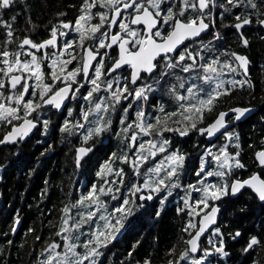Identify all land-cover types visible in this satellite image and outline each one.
<instances>
[{
	"label": "snow or ice",
	"instance_id": "obj_1",
	"mask_svg": "<svg viewBox=\"0 0 264 264\" xmlns=\"http://www.w3.org/2000/svg\"><path fill=\"white\" fill-rule=\"evenodd\" d=\"M256 43L264 0H0V183L35 172L33 141L67 144L77 177L26 228L31 264H264V115L242 131ZM169 218L161 255L143 232Z\"/></svg>",
	"mask_w": 264,
	"mask_h": 264
},
{
	"label": "trees",
	"instance_id": "obj_2",
	"mask_svg": "<svg viewBox=\"0 0 264 264\" xmlns=\"http://www.w3.org/2000/svg\"><path fill=\"white\" fill-rule=\"evenodd\" d=\"M67 1L69 0H50V4L60 6L67 3ZM53 18L54 10L47 17V20ZM40 19H44V17ZM262 51H264V48L259 43H256L250 52L253 59V64L250 66V75L256 84L255 91L257 97L253 103L257 112L243 126L242 131L245 133L248 132V129L253 124H256L258 128L259 125L257 122L259 117L264 115V100L261 99L264 96V91H262L264 89V69L261 68V65H264V59L260 58ZM239 99L246 103L248 97L242 95ZM38 148H42V146H38L33 141L25 149L28 157L39 158L35 172L30 177L23 175L19 170H13L5 175V182L0 183V230H6V222H10L9 217L13 214L14 210H18L22 218V224L18 234L12 237L15 248L19 249L18 252L14 251L11 257L16 264H31L26 249L32 247L34 242L31 238L32 234L26 233V228L29 226L40 227L41 217L38 208L45 209L46 206L52 207L53 204H58L63 198L61 189L67 190L70 182H74L77 178L72 175V154L67 144L54 143L53 151L46 154V157H40ZM45 179L49 180L50 187L48 197L41 201L40 192L44 187L43 181ZM259 215H261V212L259 209H256L253 213V218ZM242 223L245 227H248L251 225V219L242 220ZM149 231L160 235V254L163 255L165 243L172 240L174 236L175 229L173 222L169 218L164 224L158 225L155 228L145 227L143 235H147ZM42 233L46 234L47 228H43ZM2 241L3 238H0V244H2ZM36 243L38 244V242ZM21 244H24L23 248L20 247ZM114 251L120 254L117 248ZM123 251L124 246L121 252L123 253Z\"/></svg>",
	"mask_w": 264,
	"mask_h": 264
},
{
	"label": "flooded vegetation",
	"instance_id": "obj_3",
	"mask_svg": "<svg viewBox=\"0 0 264 264\" xmlns=\"http://www.w3.org/2000/svg\"><path fill=\"white\" fill-rule=\"evenodd\" d=\"M68 2H70V0L67 1V3H68ZM53 19H54V18H53ZM51 20H52V19H51ZM122 248H123V242H122L121 246H118V247H117V250L120 251V253H122V252H121V251H122Z\"/></svg>",
	"mask_w": 264,
	"mask_h": 264
},
{
	"label": "water",
	"instance_id": "obj_4",
	"mask_svg": "<svg viewBox=\"0 0 264 264\" xmlns=\"http://www.w3.org/2000/svg\"><path fill=\"white\" fill-rule=\"evenodd\" d=\"M256 112H257V109H256ZM256 112H255L254 114H256ZM254 114H253V115H254ZM253 115H252V116H253ZM20 228H21V226L18 228L17 233H16L14 236H16V235L18 234Z\"/></svg>",
	"mask_w": 264,
	"mask_h": 264
}]
</instances>
